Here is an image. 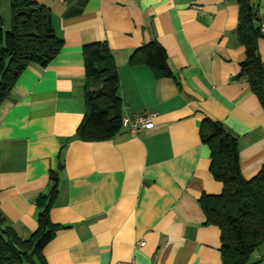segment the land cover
Here are the masks:
<instances>
[{"label":"crops","instance_id":"0c3cea01","mask_svg":"<svg viewBox=\"0 0 264 264\" xmlns=\"http://www.w3.org/2000/svg\"><path fill=\"white\" fill-rule=\"evenodd\" d=\"M31 1L49 9L63 46L47 65L29 64L0 103L1 226L23 239L33 233L35 199L54 172L49 218L66 228L44 246L47 264H220V230L198 203L222 190L208 170L201 122L220 121L236 135L245 179L264 165V111L234 78L244 57L237 2ZM250 1L261 26L264 0ZM0 16L7 30L8 0H0ZM152 40L166 51L171 76L129 61ZM98 41L116 65L122 114L153 112L152 128L131 134L122 126L101 141L75 134L85 112L82 46ZM257 49L264 61V38Z\"/></svg>","mask_w":264,"mask_h":264},{"label":"trees","instance_id":"16d2710c","mask_svg":"<svg viewBox=\"0 0 264 264\" xmlns=\"http://www.w3.org/2000/svg\"><path fill=\"white\" fill-rule=\"evenodd\" d=\"M10 26L2 28L0 16V103L11 91L20 73L31 63L47 65L61 50L51 12L31 0H8ZM238 4L236 36L244 47L235 79L243 78L264 111V61L257 43L264 38L256 24L258 6L250 0ZM85 76L82 97L83 118L75 134L82 140L101 141L121 129L122 104L114 59L105 41L82 46ZM129 61L150 68L157 78L171 76L164 48L155 40L137 48ZM203 144L209 149L208 170L222 185L219 194L202 193L198 203L207 224L220 230V264H246L264 241V165L250 179L240 171L237 137L220 121L204 119L199 127ZM51 186L35 199L36 228L20 238L9 226H1L0 264H47L44 246L66 226L53 224L49 210L57 193V175H49Z\"/></svg>","mask_w":264,"mask_h":264},{"label":"built area","instance_id":"2783aa9c","mask_svg":"<svg viewBox=\"0 0 264 264\" xmlns=\"http://www.w3.org/2000/svg\"><path fill=\"white\" fill-rule=\"evenodd\" d=\"M60 2H65L66 0H59ZM260 32L264 36V24L260 26ZM153 112L143 111L141 113L135 114H123L121 118V125L126 127L128 132L131 134H136L140 131H144L153 127ZM144 244L143 240H138L135 243V247H140ZM108 264H138L135 258L130 260H118L110 262Z\"/></svg>","mask_w":264,"mask_h":264},{"label":"rangeland","instance_id":"374dc122","mask_svg":"<svg viewBox=\"0 0 264 264\" xmlns=\"http://www.w3.org/2000/svg\"><path fill=\"white\" fill-rule=\"evenodd\" d=\"M8 29V28H7ZM256 253L250 256L246 264H264V241H262L255 251Z\"/></svg>","mask_w":264,"mask_h":264}]
</instances>
